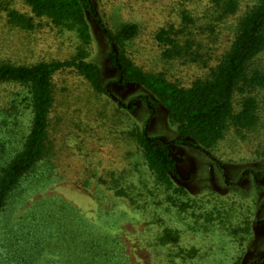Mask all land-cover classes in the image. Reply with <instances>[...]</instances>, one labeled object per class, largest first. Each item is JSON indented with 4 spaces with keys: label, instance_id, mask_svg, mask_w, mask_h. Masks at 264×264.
<instances>
[{
    "label": "rangeland",
    "instance_id": "obj_1",
    "mask_svg": "<svg viewBox=\"0 0 264 264\" xmlns=\"http://www.w3.org/2000/svg\"><path fill=\"white\" fill-rule=\"evenodd\" d=\"M91 1L111 33L115 34L123 24L140 27L139 35L119 44V49L144 72L162 73L167 80L183 87L206 74L202 64L165 61L153 35L164 26L179 28L184 16L193 21L189 27L206 29L213 9L209 0ZM251 5L252 0H239L237 16ZM11 12L32 18L33 29L11 24ZM232 21L230 18L221 27L215 41L211 37L205 39L200 47L203 55L215 57L227 49L233 32ZM89 28L91 38L84 45L76 32L35 17L22 0H0V63L29 66L65 61L82 51L86 61L98 66L100 85L109 86L122 106L126 107L138 96H148L156 104L155 115L148 119L149 111L141 100L134 102L132 112L118 109L75 72L56 73L51 79L54 101L49 115L47 160L51 173L48 184L29 195L22 207L11 205L10 209L22 215L35 201L51 199L57 204L69 203L79 216L106 231H109L104 225L106 222L116 223L112 233L121 239L130 264H264L261 259L264 254V116L251 131H238L227 125L223 138L207 149L208 155L191 145H174L172 154L177 161L179 179L172 180L169 188L157 184L147 171L135 135L145 128L149 137L176 141L177 126L145 89L115 84L118 75L108 58L106 38L90 20ZM255 64L264 66V54ZM23 95L24 90L19 86H0V110H6L11 100L19 101ZM240 98L237 93L234 95L235 113L239 111ZM23 111L21 118L25 123L29 109ZM7 133L9 137L14 130L8 129ZM7 136L0 135V143L8 141ZM185 142L197 145L193 140ZM6 151L11 149H0V162L9 156ZM44 168V163L39 164L34 178L41 176ZM260 175L263 176L256 181L254 176ZM37 185L32 184L29 191ZM116 190L126 191L144 207L130 206L128 198L116 195ZM29 191L24 189V195L17 197L18 204ZM38 214L44 216L41 212ZM60 218L53 215L50 220L43 217L41 221L48 224L51 235L70 234V228L58 222ZM31 221L32 215L26 223ZM39 228L37 237L45 231V226ZM164 230L176 234L172 237L178 238L176 244H159ZM38 239H43L38 249L40 255L45 248L46 255L52 252L53 241L46 243L43 237ZM189 250L195 253L194 257H179L180 251L185 254ZM1 252L4 254L3 249ZM56 262L57 259L51 264Z\"/></svg>",
    "mask_w": 264,
    "mask_h": 264
},
{
    "label": "trees",
    "instance_id": "obj_2",
    "mask_svg": "<svg viewBox=\"0 0 264 264\" xmlns=\"http://www.w3.org/2000/svg\"><path fill=\"white\" fill-rule=\"evenodd\" d=\"M22 1L35 17L45 18L55 27L76 32L84 45L91 38L89 20L95 23L109 46L108 58L118 75L115 84L143 88L165 108L169 121L177 126L178 140L149 137L145 128L135 135L147 171L157 184L169 188L172 180L179 179L177 161L171 151L173 145H191L208 155L207 149L223 138L227 125L238 131H251L259 126L264 116V66H256L255 63L264 54V0H252L253 5L239 16V0H209L213 9L206 29L199 31L189 27L193 21L184 16L183 25L179 28L168 25L154 33L153 40L161 49V57L165 61L177 60L182 64L204 66L206 74L193 80L188 87L174 84L162 73L144 72L127 58L119 49V44L135 39L140 27L133 23L123 24L115 34L111 33L91 0ZM230 18H233V32L227 49L215 57L203 55L200 47L205 39L211 37L215 41L221 27ZM9 21L23 29L34 27L32 18L14 12L9 14ZM65 70L84 78L96 93L105 96L118 109L132 112L134 102L141 100L149 111L148 119L155 115L156 104L148 96H138L130 100L126 107L122 106L109 91V86L100 85L98 66L86 61L82 51L65 61L29 66L0 63V86L15 85L24 90L19 101L13 99L6 110H0V135L7 136L8 129L14 130V134L7 136L8 141L0 143L1 150L6 147L11 149L4 152L9 156L0 162V264H51L55 259L58 264H130L121 239L112 233L116 223L106 222L104 225L111 232L106 231L101 225H93L79 216L69 203L61 201L57 204L51 199L35 201L22 215L10 209L13 208L11 205L22 207L29 195L48 184L51 173V164L47 160L49 115L54 101L51 79ZM236 93L241 98L239 111L235 113L233 99ZM21 106L23 110L29 109V119L25 112L28 122H22L24 111ZM186 139L193 140L197 145L188 144ZM42 163L45 164L42 175L34 178L37 166ZM262 176L254 178L257 181ZM30 177L32 179L29 180ZM36 183L38 185L29 191ZM24 189L29 192L18 204L17 197L24 195ZM117 194L125 195L130 206L144 207L124 190H116ZM39 212L49 220L53 215L61 217L58 222H64L66 228H70V234L56 232L51 235L48 231L50 227L41 221L43 217L39 216ZM31 215L33 221L26 223ZM42 226H45V231L38 237H43L46 243H55L52 252L47 255L46 248L41 255L38 252L43 239H38L37 231ZM166 231L160 236L159 244H176L178 238H172L176 234ZM21 233L27 238L24 239ZM183 253L180 251L179 257L191 259L195 255L192 250ZM261 259H264V254Z\"/></svg>",
    "mask_w": 264,
    "mask_h": 264
},
{
    "label": "flooded vegetation",
    "instance_id": "obj_3",
    "mask_svg": "<svg viewBox=\"0 0 264 264\" xmlns=\"http://www.w3.org/2000/svg\"><path fill=\"white\" fill-rule=\"evenodd\" d=\"M173 146H174V145H173ZM173 146H172V147H173ZM182 146H184V145H182ZM188 146H189V145H188ZM171 151H172V148H171Z\"/></svg>",
    "mask_w": 264,
    "mask_h": 264
}]
</instances>
